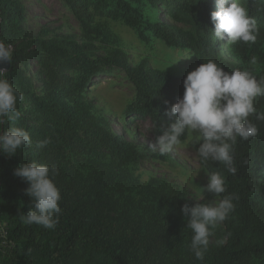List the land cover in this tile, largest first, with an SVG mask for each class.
<instances>
[{"label": "trees", "instance_id": "trees-1", "mask_svg": "<svg viewBox=\"0 0 264 264\" xmlns=\"http://www.w3.org/2000/svg\"><path fill=\"white\" fill-rule=\"evenodd\" d=\"M85 30L94 21L95 2L106 0H63ZM125 23L138 27L142 15L133 3H148L153 8H165L173 23L147 24L146 30L169 47L189 52L197 66L208 60L215 61L225 71H248L258 80L264 79V0H247L244 6L255 20L254 41L230 42L214 35L211 13L219 10L218 0H115ZM228 0L225 7L230 6ZM25 6L23 0H0V40L17 46L22 40L24 48L13 54L11 68L4 72L13 86L23 94L17 107L21 117L15 122L0 117V132L9 127H21L30 133L32 144L8 157L0 153V264H250L256 256L264 255V120L256 116L264 113V97L255 101L256 113L250 120L258 127V134L244 141L237 138L234 147L235 175L223 165L211 160L199 163L206 170L221 171L226 179L227 192L236 194L235 209L223 222V236L229 244H209L204 260H198L190 243L180 246L173 221L162 226L161 214L167 204L161 203L155 216V231L142 234L138 227L116 229L108 188L110 183L100 176L89 181L79 179L63 168L62 145L74 153H84L97 146L107 150L121 162L139 159L134 145L124 135L102 124L84 103L85 94L94 78L104 73L105 67L117 65L135 88V98L128 106L129 118L147 119L156 137L174 122L170 108L184 93L186 76H174L168 71L150 67L147 60L131 66L120 54L111 58L93 60L89 53L91 44L72 38L29 40L24 28ZM139 34L147 40L139 26ZM222 47L227 56L222 54ZM35 58L47 72V92L37 95L30 89L31 81L18 66L22 59ZM78 71L80 79L67 80L65 67ZM167 102V103H166ZM28 110L24 113L25 109ZM33 120L36 125H31ZM189 132L181 137L187 139ZM51 138L47 147L36 145ZM196 147H198L196 145ZM195 147V150H196ZM197 152V151H196ZM164 159V155H159ZM248 163L245 164L244 161ZM36 161L59 169L55 183L61 190L62 214L53 230L21 222V213H27L32 200L26 195L28 184L14 175L22 163ZM207 198L220 199L204 189ZM230 234V235H229ZM173 246L174 249L171 247ZM158 258V259H157Z\"/></svg>", "mask_w": 264, "mask_h": 264}, {"label": "rangeland", "instance_id": "rangeland-1", "mask_svg": "<svg viewBox=\"0 0 264 264\" xmlns=\"http://www.w3.org/2000/svg\"><path fill=\"white\" fill-rule=\"evenodd\" d=\"M243 6L247 0H238ZM25 6L24 28L29 40L39 37L46 40L72 38L80 44H91L89 56L93 60L107 59L120 54L131 66H138L147 60L150 67L168 71L174 76H187L198 66L193 56L184 50L169 47L147 31L146 25L167 22L175 24L168 16L165 8L155 9L148 3L133 6L142 15L140 27L147 36L142 39L138 27H130L119 13L115 0L95 2L92 7L94 21L85 30L75 18L69 6L63 0H23ZM228 4V0H225ZM20 40L13 47V54L24 48ZM222 54L227 52L222 47ZM18 66L22 68L31 81L30 89L37 95L47 92L49 82L47 72L37 59H22ZM104 73L97 75L88 92L84 103L89 107L103 125L115 130L130 141L135 147L137 161L121 162L107 150L97 146L84 153H74L62 145L61 163L70 174L79 179L89 181L98 175L110 183L108 193L115 210L112 216L117 224L116 229L123 226L125 235L129 227L136 226L144 235L155 231V216L161 203L167 204L161 214V225L167 226L173 221L175 234L180 246L191 242L192 232L187 228V221L181 209L185 203L194 205L196 202L210 203L218 199L204 196V187L208 182L207 172L199 163L194 144L195 133L189 132L186 140L175 149L164 154L154 147L153 127L147 119H133L126 115L128 106L135 98V88L130 83L121 67L114 65L103 68ZM67 80L75 82L80 73L73 67H65ZM28 110L25 109L24 113ZM31 125H36L33 120ZM223 223L218 225L210 237V244L224 246ZM4 238V231H0ZM173 249L174 247L171 246ZM158 259V258H157ZM157 263H160L158 259ZM250 264H264V255L256 256Z\"/></svg>", "mask_w": 264, "mask_h": 264}, {"label": "clouds", "instance_id": "clouds-1", "mask_svg": "<svg viewBox=\"0 0 264 264\" xmlns=\"http://www.w3.org/2000/svg\"><path fill=\"white\" fill-rule=\"evenodd\" d=\"M218 3L219 10L211 13L215 37L230 42L254 41L255 20L247 9L238 0H232L228 7L224 6L225 0H218ZM12 58V45L0 42V117L15 122L21 117L18 101L24 97L4 76L6 69L2 67L6 62L11 63ZM183 84L182 98L170 108L169 115L175 120L156 137L154 147L161 155L170 153L181 144V137L186 132L195 133L194 144L198 146L196 151L201 160L218 162L235 175L233 146L237 138L247 141L258 134L259 129L250 116L257 111V97H264V79L258 80L246 70L227 72L215 61L208 60L189 72ZM256 118L264 120V113ZM50 143L51 138H45L36 146L43 149ZM31 144L30 133L24 128L13 126L0 132V153L8 157L17 155L18 150ZM14 175L28 184L25 193L32 200L27 213L20 214L21 222L55 229L62 214L61 190L55 183L59 169L32 161L22 163L14 170ZM207 177L204 189L208 193L221 196L227 192L226 179L221 171L208 172ZM238 199L236 194L229 193L214 202L183 205L181 211L192 232L190 248L198 260H204L210 237L234 211V201ZM227 239L225 236L221 242Z\"/></svg>", "mask_w": 264, "mask_h": 264}, {"label": "water", "instance_id": "water-1", "mask_svg": "<svg viewBox=\"0 0 264 264\" xmlns=\"http://www.w3.org/2000/svg\"><path fill=\"white\" fill-rule=\"evenodd\" d=\"M0 42H2V41L0 40ZM2 67L5 68L6 71H9L10 68H11V63H7V62H6L5 64L2 65ZM6 71H5V72H6Z\"/></svg>", "mask_w": 264, "mask_h": 264}]
</instances>
